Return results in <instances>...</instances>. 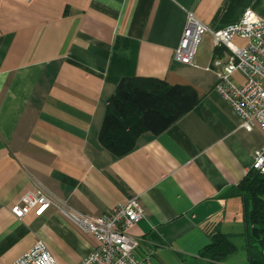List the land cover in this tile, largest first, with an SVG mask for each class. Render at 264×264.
<instances>
[{
	"label": "crops",
	"instance_id": "obj_1",
	"mask_svg": "<svg viewBox=\"0 0 264 264\" xmlns=\"http://www.w3.org/2000/svg\"><path fill=\"white\" fill-rule=\"evenodd\" d=\"M247 9L264 19V0H0V264L38 239L58 264H78L96 245L54 207L16 218L11 206L37 190L92 216L137 196L143 215L129 232L139 264H249L245 202L227 192L249 171L264 128L240 127L215 90L212 61L227 50L209 33L193 64L174 57L188 12L218 29ZM130 76L190 86L198 101L117 156L99 131ZM216 231L236 250L212 262L200 252Z\"/></svg>",
	"mask_w": 264,
	"mask_h": 264
},
{
	"label": "built area",
	"instance_id": "obj_2",
	"mask_svg": "<svg viewBox=\"0 0 264 264\" xmlns=\"http://www.w3.org/2000/svg\"><path fill=\"white\" fill-rule=\"evenodd\" d=\"M204 33H209L214 47H224L227 58L215 57L212 68L217 76L215 90L225 98L241 117L240 127L251 130L255 124L264 128V19L247 9L240 19L218 29H211L188 12L175 59L193 64L198 43ZM234 37L243 40L241 44ZM235 71L244 74L245 80L237 84L232 80ZM250 169L264 174V144L252 152ZM54 207L81 231L91 234L94 248L78 264H139L135 249L138 237L129 229L142 217L143 209L137 196L128 198L102 216L81 213L49 194L37 190L25 193L11 208L18 219L33 210L43 214ZM10 264H58L42 239L15 258Z\"/></svg>",
	"mask_w": 264,
	"mask_h": 264
},
{
	"label": "trees",
	"instance_id": "obj_3",
	"mask_svg": "<svg viewBox=\"0 0 264 264\" xmlns=\"http://www.w3.org/2000/svg\"><path fill=\"white\" fill-rule=\"evenodd\" d=\"M197 101L190 86L171 85L153 77H123L108 100L99 141L111 153L123 155L134 147L140 133L165 130ZM228 194L239 195L245 202L249 264H264V174L250 169ZM235 250L230 237L216 231L200 256L217 262Z\"/></svg>",
	"mask_w": 264,
	"mask_h": 264
}]
</instances>
